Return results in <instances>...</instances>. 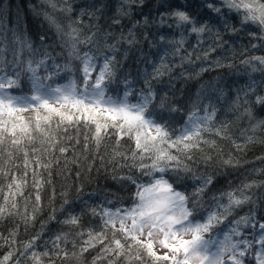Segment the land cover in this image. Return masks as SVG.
Wrapping results in <instances>:
<instances>
[{
	"label": "trees",
	"instance_id": "16d2710c",
	"mask_svg": "<svg viewBox=\"0 0 264 264\" xmlns=\"http://www.w3.org/2000/svg\"><path fill=\"white\" fill-rule=\"evenodd\" d=\"M54 2L55 8L47 0H0V32L7 37L9 47L12 46L13 35L20 36L37 52L36 59L43 58L44 53L51 57L48 61L49 71L53 63L62 67L68 65L72 69V72H62L58 83H66L74 77L80 84L82 65L69 55L71 48L66 44L67 37L64 35L70 31V26L75 27L81 40L94 34L92 44H78L77 48L81 55L91 52L98 58L97 71L105 55H114L117 76L109 91L123 93L126 79L136 93L150 84L155 94L150 110L157 113L159 122L167 121L178 128L184 124L194 106L201 109L214 106L217 125L223 123L228 127L227 138L209 136V139L216 141L215 146L202 144L199 149L188 153L191 160H184L190 171L181 172L179 178L174 173H168L166 178L175 189L191 196L204 179L211 177L212 184L208 186L203 199L198 201L206 206L213 195L255 181L262 186L251 190L254 202L236 209L214 232L226 229L233 220L242 216L254 214L257 221L264 220V125H260L264 121V103L257 102L264 99V64L254 59L264 58L262 27L242 23L241 16L227 8L217 13L208 7V4L221 7V0ZM176 11L188 13L197 27L206 25L210 31L197 36L191 32V25H178L172 15ZM58 26L62 31L58 30ZM181 39L183 46L175 55L176 42ZM112 46H115L114 52ZM205 51L208 52L206 58ZM189 53H192V62L182 63L181 57ZM197 55L201 58L196 59ZM6 58L11 59V55L7 54ZM29 58L27 53L22 56L25 60ZM156 68H160L164 74L153 79ZM95 75L94 72L93 79ZM11 91L14 94H30V87L22 78L20 88ZM136 99L135 94L130 97L133 103ZM162 103L163 108L160 107ZM23 115L28 117L34 113L25 112ZM109 132L112 134L105 137L99 151L89 138V150L85 153L84 136L88 134L91 137L87 128H69L67 133L54 129L52 135L58 140L55 149L47 156L42 151L37 153L42 162L53 161L51 167L37 169L32 164L27 169V177H24L23 152L10 145V135L5 136V144L0 145V207H7L8 214L0 215V258L14 251L16 255L9 264H15L17 260L19 264H34L31 253L35 251L40 254L41 264H109L114 260L112 255L97 259L105 255L102 250L106 245L115 246L112 244V229L104 232L101 217L93 215L91 210H99L100 207L115 210L131 206L136 189L125 177L131 176L141 182L148 178L143 177L136 168L127 166L131 160L115 155V152H120L130 156L135 148L134 140L124 136L117 142L114 130L109 129ZM33 135L35 142L30 144L25 140L23 145L28 149L29 159L32 157L31 150L41 148L43 139L39 133ZM64 136H71L72 139H60ZM248 137L253 139L249 141ZM77 139L79 144L76 143ZM65 144L70 148L61 156L59 148ZM5 149L11 152V157ZM57 158L59 163L55 162ZM229 158L232 164H225L224 161ZM73 159L77 162L72 163ZM33 171L37 172L35 178L41 181L39 188L34 184ZM13 175L18 180H27L23 196L13 197L15 188L9 190ZM37 192L40 196L38 203ZM13 199L17 205L15 209L11 204ZM34 208L36 211L33 213ZM28 214H33L34 218L26 219ZM69 216L79 217V222L65 224ZM89 231L93 236L102 233L98 239L103 242L94 241V247L80 254L83 242L89 238ZM242 231L244 238L253 239L255 232L247 228ZM56 236L64 237L59 244L60 249L68 253L67 258L56 254L57 249L53 247ZM33 237H39L34 249L21 256L25 244ZM115 238H121V234L117 232ZM121 243L125 246V254L115 260V264H141L135 259L128 260L127 248L131 241L121 239ZM135 251L133 249L131 254L134 255ZM44 252L49 255L44 256ZM143 264H152L151 258L145 257ZM245 264H256V261L246 256Z\"/></svg>",
	"mask_w": 264,
	"mask_h": 264
},
{
	"label": "snow or ice",
	"instance_id": "6c2138e0",
	"mask_svg": "<svg viewBox=\"0 0 264 264\" xmlns=\"http://www.w3.org/2000/svg\"><path fill=\"white\" fill-rule=\"evenodd\" d=\"M47 2L55 8L54 0ZM208 7L217 13H221L222 8H227L230 12L239 14L242 23H253L264 28V0H221V7L212 4H208ZM172 15L178 25H191V32L197 36L210 31L206 25L197 27L192 17L184 11H176ZM58 30L62 31L59 26ZM64 35L67 37L66 44L71 48L69 55L78 59L82 65L80 84L74 77L69 78L66 83H58V79L62 78V72H72L68 65L62 67L53 63L52 70L49 71L48 61L51 57L47 53L43 54V58L36 59L37 52L33 50L31 44L15 34L11 42L12 46L9 47L7 37L0 32V145L5 144L6 135L12 137L10 145L24 155L26 169L24 177H27V169H30L32 164H35L37 169L51 167L53 161L44 163L37 153L42 151L47 156L55 149L58 140L52 135L54 129L67 133L69 128L78 129L80 126L87 128L91 137L88 134L84 136L85 153L89 150L87 143L89 138L95 142L96 150L99 151L105 137L112 134L109 129H113L117 135V142L128 136L135 143L130 156L120 152H115V155L131 160V164L127 166L136 168L148 179L141 182L131 176L125 177L135 185L136 189L131 206L118 207L115 210L107 207L91 210L93 215L101 217L104 232L109 228L112 229V244L115 246L106 245L102 250L105 255L98 256L97 259L112 255L114 260L109 261V264H115V260L125 254V246L121 243L123 239L126 242L131 241L127 248L128 260L135 259L141 261V264L145 257L151 258L152 264H161V262L245 264L246 256L252 257L256 264H264V220L257 221L254 214L242 216L233 220L226 229L214 232L236 209L254 202L251 190L262 186L261 184L252 181L229 191H222L213 195L210 204L206 206L198 201L203 199L205 191L212 184L211 177L204 179L191 196L175 189L173 183L166 178L168 173H174L175 177L179 178L181 172L190 171L184 160H191L192 157L188 153L193 149H199L202 144L215 146L216 141L209 139V136L227 138V125L223 123L217 125L216 108L211 105L202 109L194 106L184 124L178 128L167 121L161 123L156 119L157 113L150 110V105L155 99L150 84L145 90L136 93L131 82L126 79L123 93L109 91L117 76V62L114 55H105L97 71L98 58L91 52H84L81 55L77 48L78 44H92L94 34L81 40L79 30L70 26V31ZM183 43V39L176 42L175 55L179 54ZM111 50L114 52L115 46H112ZM193 51L195 52V48ZM24 53L29 54L31 58L22 59ZM7 54L11 55V59L6 58ZM207 55L208 52L205 51L204 57L206 58ZM191 57L192 53H189L181 57V62L191 63ZM200 58L199 55L196 56V59ZM254 59L264 64V58ZM164 67L168 70L167 66ZM94 72L96 75L93 79ZM163 74L160 68H156L153 79ZM22 78L27 81L30 94H14L11 91L20 88ZM145 79L147 82V77ZM134 94L137 99L133 103L130 97ZM257 102L264 103V99H258ZM160 107H164L163 103ZM25 112H32L34 115L25 117L23 115ZM260 125H264V121H261ZM33 133H39L43 139L41 148H33L32 157L29 159L28 149L23 145L25 140L30 144L35 142L36 137ZM60 139L69 141L72 137L64 136ZM252 139L248 137L249 141ZM79 142L77 139L76 143ZM69 148L68 144L60 147L61 156L67 153ZM8 155L11 157L10 151ZM55 162L59 163V159L57 158ZM71 162L77 161L73 159ZM224 163L232 164L231 158ZM36 176L37 172L33 171L34 184L39 188L41 181L36 179ZM26 184V179L18 180L13 175L12 183L8 185L10 191L15 188L13 197L23 196V187ZM39 200L40 196L37 192V203ZM5 202L6 204L9 202L7 196ZM65 203L67 204L68 201L65 200ZM190 203L191 207H189ZM11 204L12 208L17 207L14 199ZM35 211L34 208L33 213ZM4 214H8L7 207H0V215ZM32 218H34L33 214L26 216V219ZM78 222L77 216H69L64 221L65 224ZM245 228L255 232L252 240L244 238L245 233L242 230ZM117 232L121 234V238H115ZM101 235L102 233H97L93 236L89 231V238L83 242L80 254L94 247V241L102 243L103 240L98 239ZM38 238L33 237L27 242L20 255L25 256L30 249H34ZM62 239L63 236H56L53 247L57 249L58 256L67 258L68 253L60 249L59 242ZM156 244L168 251L158 255L154 250ZM254 246L255 251H253ZM133 249H136L134 255L131 254ZM14 255H16L14 251L8 252L0 258V264H9ZM43 255L48 256L49 253L44 252ZM31 256L34 264H41L40 254L32 251ZM15 264H19V260Z\"/></svg>",
	"mask_w": 264,
	"mask_h": 264
},
{
	"label": "rangeland",
	"instance_id": "374dc122",
	"mask_svg": "<svg viewBox=\"0 0 264 264\" xmlns=\"http://www.w3.org/2000/svg\"><path fill=\"white\" fill-rule=\"evenodd\" d=\"M262 29L264 30V28ZM141 239H144V238L141 237ZM154 250L157 252L158 255H163L165 252L168 251L167 249L160 247L158 244L154 245Z\"/></svg>",
	"mask_w": 264,
	"mask_h": 264
}]
</instances>
